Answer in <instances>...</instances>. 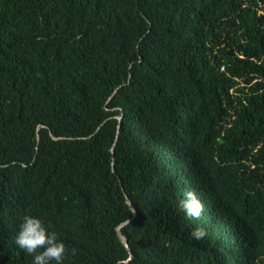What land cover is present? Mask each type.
<instances>
[{
	"label": "trees",
	"instance_id": "obj_1",
	"mask_svg": "<svg viewBox=\"0 0 264 264\" xmlns=\"http://www.w3.org/2000/svg\"><path fill=\"white\" fill-rule=\"evenodd\" d=\"M25 215L63 264H264V0H0V264Z\"/></svg>",
	"mask_w": 264,
	"mask_h": 264
},
{
	"label": "clouds",
	"instance_id": "obj_2",
	"mask_svg": "<svg viewBox=\"0 0 264 264\" xmlns=\"http://www.w3.org/2000/svg\"><path fill=\"white\" fill-rule=\"evenodd\" d=\"M179 207L189 218L199 219L204 211V205L194 190H188L179 202ZM203 227H196L190 233L195 240L206 236ZM16 245L33 255V264H63L68 249L63 241L59 240L56 232H50L44 222L33 215H25L15 236ZM71 254L75 256L77 249L73 247Z\"/></svg>",
	"mask_w": 264,
	"mask_h": 264
},
{
	"label": "water",
	"instance_id": "obj_3",
	"mask_svg": "<svg viewBox=\"0 0 264 264\" xmlns=\"http://www.w3.org/2000/svg\"><path fill=\"white\" fill-rule=\"evenodd\" d=\"M113 165H114V163H113ZM113 168H115V166H113ZM127 199H128V201L131 203V201H130V199H129V197L127 196ZM120 233L122 234V232H121V230H120ZM123 240H124V242L125 243H127L126 242V239L123 237ZM130 258H132V254H131V257Z\"/></svg>",
	"mask_w": 264,
	"mask_h": 264
},
{
	"label": "bare ground",
	"instance_id": "obj_4",
	"mask_svg": "<svg viewBox=\"0 0 264 264\" xmlns=\"http://www.w3.org/2000/svg\"><path fill=\"white\" fill-rule=\"evenodd\" d=\"M122 236V235H121Z\"/></svg>",
	"mask_w": 264,
	"mask_h": 264
}]
</instances>
